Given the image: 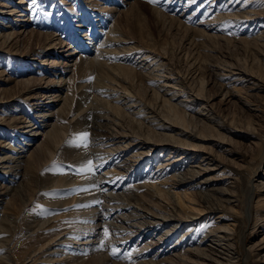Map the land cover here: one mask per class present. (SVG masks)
<instances>
[{
	"label": "bare ground",
	"instance_id": "1",
	"mask_svg": "<svg viewBox=\"0 0 264 264\" xmlns=\"http://www.w3.org/2000/svg\"><path fill=\"white\" fill-rule=\"evenodd\" d=\"M37 1H0V50L7 53L15 51L18 54L21 48H25L30 50L29 55L34 56L55 50L54 57L58 58L42 62L47 67L38 72L41 74L38 79L40 84L30 83V80L35 79L33 76L23 79L31 85L27 93L35 88L42 90L28 97V103L33 106L35 114L7 116V120L12 118L11 122L16 123V128L21 125L17 130L22 129L21 134L25 135L19 144L5 142L2 147L7 150L6 153L0 150V234L9 233V224L17 219L14 209H17L20 202L26 206L30 200L25 201L30 181L56 156L63 140L71 135L72 141L69 139L63 151L62 144L60 155L71 156L78 174L73 178L72 173L71 177L52 176V181L44 189L55 190L56 198L53 195L55 199L47 202L52 207H57L59 202L65 204L68 199L63 197L66 195L80 206L72 215L75 219L71 217L64 222H55L54 217L39 221L30 216V230L26 232L39 233L35 238L41 235L43 240H47L35 249V253L44 252L46 257L34 259L30 252L25 264H96V258L102 256L97 254L104 247L105 230L111 226L120 229L117 231L128 233L126 238L122 237L125 242L131 241L129 238L134 236L136 238L132 240L134 243L121 242V245L117 242L121 246L116 247L117 251L122 253V261L126 264H240L241 257L236 255L234 236L237 224L231 218L222 221L227 211H234L238 207L241 194L236 195V187L242 174L238 173V178L234 171L223 164L230 162L238 165L237 160L240 158L233 148L241 141L233 137L246 138L254 147L256 145L252 139L259 138L257 129L264 115V107L249 98L264 95V71L248 70L244 64L227 62L219 57L213 63L208 60L211 66L206 69L215 78L225 76L232 79L227 85L216 79L210 81L216 87L217 95H222L221 101L241 102L256 119H249L247 125L242 126L252 131L248 132L250 134L237 135L233 129L238 130V123L233 119L227 120L228 116L220 121V113L216 114L214 110V95L205 87L208 80L205 81L203 76V63L197 57L169 50L168 41L153 36L148 27L134 22L139 12L132 6V2L126 3L131 5L128 11L115 7L107 9L104 6L110 18L105 27L99 30L97 24H93L95 26L89 28L88 33L76 31L72 33V40L67 37L65 42L60 41L57 36L59 34L53 36L52 33L37 31L28 26L34 13L33 4L36 6ZM222 5L224 12L215 7L219 12L213 14L212 6L198 18L201 27H190L183 23L180 19L183 12L173 17L161 13L156 7H150L155 19L151 24L164 35L177 27L178 31L183 30L218 44H230L244 51L254 50L264 60V0H226ZM116 9L119 11L117 18L111 21ZM195 12L197 9L188 17L196 15ZM220 15H224V19L237 18L241 23L244 21L250 23V26L251 23L256 25L254 28L249 25L242 29L236 28V36L233 40L228 39L217 33L222 26L218 23ZM100 23L102 26L103 22ZM83 24L81 22L78 29H86ZM141 47L145 49L140 55L141 64L138 63L140 60L135 65L107 60L114 55L120 58L122 54L140 53L138 49ZM182 61L190 64V70L179 68ZM45 75L53 78L48 80L49 77ZM10 80L0 79V82ZM149 82H153L155 88ZM243 90L249 94L244 95ZM4 91V88H0V103L6 102L2 95ZM191 106L195 110L193 108L190 113ZM11 109L23 110L16 106ZM63 113L67 116L65 121L59 117ZM137 116L138 120L135 118ZM3 119L5 117L0 116L1 122ZM226 123H230L231 127ZM82 132L89 134L86 147L80 140ZM216 149L222 153H216ZM261 154L264 155V151ZM89 163L95 169L89 171ZM259 166L260 162L251 174H256L254 182L250 175L247 178L248 189L244 203L250 195L249 201L256 199L255 207L264 210V172L257 175ZM149 167L150 170L147 169ZM129 176L135 177L134 184L128 180ZM251 182L256 188L254 194L249 190ZM74 183L76 186L72 187ZM194 187L196 191H193ZM138 189H143V194L140 195ZM178 189L182 190L179 192ZM90 202H100L103 209L92 207ZM120 210L124 212L119 213ZM255 219L263 222L264 214ZM68 223H76L75 228L70 227L72 230L67 231L65 226ZM208 223L212 230L196 240V231L200 230L202 224ZM58 228L59 232L49 235L43 233ZM180 231L177 239L171 242ZM3 239H0V247L6 248L7 252L0 255V264H16L10 245L11 238ZM262 239L249 247L241 242L239 245L242 252L249 256L248 252L254 250L260 261L258 251H264V245L260 247L264 242ZM87 252H95L97 256L93 255L87 260ZM108 260L106 264H121L118 260L111 263ZM243 261L247 262V257Z\"/></svg>",
	"mask_w": 264,
	"mask_h": 264
},
{
	"label": "rangeland",
	"instance_id": "2",
	"mask_svg": "<svg viewBox=\"0 0 264 264\" xmlns=\"http://www.w3.org/2000/svg\"><path fill=\"white\" fill-rule=\"evenodd\" d=\"M0 1L3 2V0H0ZM53 1H55V2H53ZM121 1L122 0H92L90 2H86L85 0H63L64 3H62L60 0H52V1L51 0H49V1L48 0H38L36 2L37 3L36 6H34V4H33V9H34L33 14H35V12H37V11L39 13L37 12L36 15L32 14V16L30 17L31 20H30L28 26H30L31 29H33V28H35V30L37 29V31H41V32H45V33L46 32L52 33L53 36L55 34H59L57 36L60 39V41H63V40L67 41V37L71 39L72 33H77L76 31H78V32L84 31V33L85 32L88 33V29L91 28L93 26V24H97L96 28H98L99 30L102 27H105V25H107L108 19H110L107 16V14L109 12L106 11L105 9L106 8L108 9V7H115V8H120V9H124V10L128 11L131 8L130 7L131 5L129 6L126 3L130 1V2H132V6H134V8H136L139 12V14H136L137 18L134 19V22H139L142 26L148 27V29L150 30V32L153 36H155L157 38H162L163 39L162 41H168L167 45L169 43V46H168L169 50H172L176 53L181 52L183 55H187L189 57H192V56H194L195 58L197 57V59H199V61L203 63V66L201 68V69H203L202 70L203 76H204L205 81L208 80V84L206 83L205 87L207 89H209V91L212 95H214L213 96L214 97L213 103H215V104L213 107H214V110L216 111V114L220 113V115L222 116L221 117L218 115V118L220 117L219 118L220 121L225 116H228L227 120L231 121V119H233L238 123L237 125L239 127H242L243 125L244 126L247 125L248 121L256 120L253 116H251V112H249L247 110V106L243 105L241 102L235 101V102L225 103L224 100L221 101L222 95H217L216 87L212 86V82H210V81H213L214 79H216V81L222 82L221 84L226 83L225 85H227V83L230 84L229 81H232V79H231V77L229 79V77L226 78L225 76H220L221 78H219V77L215 78V76L211 72L209 73L207 69L211 66V65H209V61L211 63H213L214 61H217L218 60L217 58L219 57L221 60L225 59V61L228 60L227 62H231V63L234 62L235 64L239 62L241 64H244V66L247 67V69L249 68L250 70H252V69L261 70V72L263 73V71H264V63H263L264 60H262L261 56L258 55V52L254 51V50H251V51L250 50L244 51L243 49L240 50V49L235 48L233 45H230V44H225V43L218 44V43L210 41L209 39H205V38L202 39L200 36L187 34L183 30L178 31L179 29L177 27H174L175 29L173 28V30H170L168 35H164L163 32L162 33L160 32L159 28L154 26V24H151V23H154L155 19L153 17L152 12L149 9H150V7H156L161 11V13L163 12V14L171 15L173 17H178V15L180 16V13L183 12L182 16H180V19L183 20L182 21L183 23H187V25L190 27H196V26L201 27V25H198V23H199L198 21H200L199 19L203 16L204 12L207 11L209 9V7H212V6L213 7L211 9H214V12H213V10H211L213 14L218 13L219 12L218 10H220V12H224V6L222 4L226 0H218V1H216V0H155V2H150V0H128L126 2H124L125 0H123L122 2ZM219 1L221 3H219ZM254 2H256V0H254ZM257 2H258V0H257ZM163 4H166V5H163ZM254 4H256V3H254ZM104 6H106V8H104ZM178 7H179V9H178ZM215 7L218 10H216ZM1 9L2 8L0 6V10ZM195 9H197L198 14L195 12L196 15H193L192 17H188L189 15L192 14V12ZM115 11H116L115 12L116 14H115V16H112L111 21L116 20L115 18H117L116 15L119 13V11L117 9ZM223 17H224V15H220V17L218 18L219 19L218 23L222 24V26L219 25L220 29L222 31L220 29H218L217 33H220V34L228 37V39H232L233 37L236 36V32L238 30V29L236 30V28L242 29L244 27H248V25L250 24V23H243L244 22L243 20H242L243 22L241 23V21L237 18L231 19V20H229L227 18L228 19L227 20V19H224ZM222 20H223V23H222ZM100 21L103 22L102 26H101ZM111 21L109 22L110 24H111ZM225 21L226 22L229 21V23H226ZM81 22H82V24L84 22L83 25H85L86 29H84V30L78 29L79 25H81ZM1 23L2 22L0 21V25H1ZM237 24L238 25L240 24L239 25L240 27ZM184 25H186V24H184ZM255 25H256V23L255 24L251 23V26L250 25L249 26L254 28ZM205 26H208V25H205ZM105 30H107V28ZM136 30H138V29H136ZM262 30H264V27H262ZM161 34H163V35H161ZM57 36H55V37H57ZM73 36H74V34H73ZM164 36L165 37L168 36V37L165 38ZM188 42H190V43H188ZM138 50H139L138 52H140V51L141 52L140 53H136L137 51L135 53L130 52V53H126L128 55L125 54V56L122 54L120 56V58H119V56L117 57V55H114V56L108 58L107 60H109L111 63H113V62L117 63V62L122 61V63H124V64L128 63V64H134V65L137 63V61L140 60V62H138V63L141 64L142 58L140 57V55H141V53L145 52V49L143 47H141ZM29 51L30 50H25V48H21L20 53L15 54L16 53L15 51L7 53V52H5V50L4 51L0 50V55H1V57H0V72H2V73H0V79H6L7 81H8V79H12L9 82H4V83L0 82V83H2L0 88L5 89L4 93H2V95L6 99L5 100L6 102L0 103V116L5 117V119H3L2 122L0 121V150H2L3 153L7 152V150H3V147H2V145L5 142H10V144H19V142H21V139H23L24 135H25V133H24V135L21 134V133H23V131H21L22 129L17 130L21 125H18L16 128V126H15L16 123L11 122L10 119H12V118H8V120H7V116H12V117L18 116L19 117V116H23V114H25V113L35 114L33 106L30 103H28L29 102L28 97L32 94L42 92L41 89L35 88L31 93H27L28 87L31 85L28 83V81H23V79L33 76V77H35V79L30 80V83L40 84L41 81H39L38 79H40L41 74H39L38 72L43 70V68L47 67L45 65H42V62H49V61L51 62V60H57L58 59V58L54 57V55L56 54L55 50H52L49 53V52H40L41 50L39 49L38 52H40L42 54L36 55V56H34V54L29 55ZM134 54H136L138 57L136 55L134 56ZM130 55H131V57H130ZM129 57H130V59L128 60ZM214 57H216V58L214 59ZM33 58H35V60H31ZM125 58H127V59H125ZM28 59H30V60H28ZM206 59H207V62H206ZM123 60H125V62ZM126 60H128V61H126ZM129 62H131V63H129ZM30 64L33 65L32 68H30ZM189 66H190L189 63L185 64L184 61H182V65L179 66V68H182L183 70L188 71L191 68ZM46 76L49 77L48 80L53 78L50 75H45V77ZM46 82H47V80H46ZM149 85L152 86V85H154V83L149 82ZM31 88H33V87H31ZM153 88H155V87H153ZM242 89H245V88H242ZM244 91L245 90H243V92ZM243 94L248 95L249 93L244 92ZM0 97H1V94H0ZM9 98H11V99H9ZM103 98H106V97H103ZM14 99H16V100H14ZM108 99L110 100V98H108ZM249 99H251V101H253L254 103H258L264 107V95L259 94L258 96H253L252 98H249ZM13 106H16L17 109L22 108L23 110L13 111L11 109V108H13ZM191 108H192V110H190V113L193 111V108L195 110V107L191 106ZM3 111H4V113H3ZM141 113H143V111ZM25 117H26V115L24 116V118ZM59 117H60V119H62L64 121L67 118L66 114H64V113H63V116L60 115ZM135 118H136V120H138L139 116H137ZM261 119L262 120L259 121L260 126H258V129H257L258 133H259V138H253L252 139L253 142H256L255 147L252 144H250V141L246 138L233 137L235 140L241 141V142L237 143L236 146H234V148H233L235 150V152L237 151L236 156H238L240 158L237 160L238 165H235L234 163H230V162H226L225 164H223L224 167L226 166L227 168H229V170L234 171L235 175L238 176V178L240 177L238 173H241L243 176V177L242 176L240 177L239 182H238V186L236 187V191H237L236 195L241 194L240 195L241 197L237 196V197H239L240 203L238 202V207H236V209L234 211H227L225 214V218L222 221V222H225V221H228L229 218H231L238 225V226L236 225V227H235L236 233L234 236H235V241L237 243L236 244L237 246H235L236 251H237L236 255L241 257V263L240 264H264V263H261V261L264 260V251H261V250L258 251L260 253V261H259V259L257 258L258 256L256 255L257 254L256 251L250 250L248 252L249 256H246V254L244 252H242V248L239 245L242 242L243 245L249 247L255 243L258 244L261 241V239L264 237V221L260 222V220L255 219V217H258L259 215L264 214L263 208L262 207L256 208L255 207V200L256 199H254V201L252 200V202H250L249 201L250 195L248 196V200H247L248 202L246 201V204L244 203V200L247 197L245 195H247V189H248L247 188L248 176L250 175V178L254 182V180L257 178L255 176L256 174L253 175L254 177L251 174L253 171H255L257 169V165H259V162H260V166H259L260 168H258V174L257 175L264 172V155L261 154V151H264V115L261 117ZM229 124L230 123H226V125L228 127L230 126ZM239 127H238V130L233 129L235 134L238 133L237 135H239V134H241V135L246 134L247 135V134H250L248 132H252L250 130H245L246 128H243V127H242L243 129H239ZM82 133H80V134H82ZM68 136H70V137H68ZM68 136L66 137L67 139L65 138L63 140L64 143L63 142L61 143V146L63 144L62 148L60 146L58 148V150L56 151V154H55L56 156H54V158L52 160H50L46 165H44L40 169L38 176L33 177L32 181H30L28 196L26 197L25 201H27L29 198H30V200L27 202L28 204L26 206H24V203L20 202L17 209H14V214L17 217V219L14 220L12 224L11 223L9 224V225H11V227L9 229V233L5 232L3 234H0V239L4 238L3 240H6V238L7 239L11 238L12 242L10 245L12 246L11 249H13V253L15 254V257H16V262H17L16 264H23L24 262H27L29 260L28 253H30V252H31V255H33L32 257L34 259H37V258L41 259L44 256L46 257V255H43L44 252L35 253V249H36V247L40 248L43 245V243L47 240H43V236H41V235L38 236L37 238H35V235H37L39 233L29 234L30 232H26V231L30 230V228H28V225H29V222L31 219L30 216H32V219H38V220L44 219V218H49V217H54L55 222H61V221L64 222V221L69 220L68 218H71L72 215L74 214V212L80 206L79 203L78 204L74 203L69 195H66L67 197H63V198L68 199L65 201V204L64 203L60 204V202H59V205L57 207H54V206L52 207L49 204H47V202L56 198L55 197V190L54 189L53 190L52 189H46V190L44 189L45 186L47 185V183H50L52 181V179L50 178L52 176L57 178L61 175H69L70 177L72 175V178H73L74 176H76L78 174V169L74 165V162H72L71 156L68 154L60 155L61 152L64 150V148H66V146L68 145V142L71 140V135H68ZM60 148L62 151L60 150ZM215 152L218 154L222 153L218 149H216ZM213 157H216V156L213 155ZM143 165H144V163H143ZM147 165L148 164H146V166ZM235 166H238V168H234ZM91 168L95 169L94 165H92ZM147 169L150 170V167ZM128 180L130 181L131 184H134L133 181H135V177L129 176ZM253 182H251V183H253ZM251 183H250L251 186H249L251 189L249 188V190H250V193L254 194V192L256 191V188L254 187V183L253 184H251ZM73 186H76V184L74 183L72 185V187ZM182 189H178V191L180 192V190H182ZM193 189H192L193 191H196L195 187ZM143 192H144L143 189H138V193H140V195L143 194ZM53 195L55 198L52 197ZM92 204L93 203L90 202L91 206H92ZM94 206L97 208L99 207V209H100L101 203L99 202V204H96L94 202L92 207H94ZM101 209H103V208H101ZM121 212H124V210L119 211V213H121ZM72 218L75 219V217H72ZM111 218H110V220H111ZM207 220H209V219H207ZM70 222H72V221H70ZM98 222H99V220H98ZM254 222H256V223L254 224ZM258 222H260V223H258ZM76 223H79V222L77 221ZM75 224L68 223L65 226V228H67L66 230L67 231L72 230V228L75 226ZM205 226L208 227L209 229L205 228ZM68 227L69 228L72 227V228L68 229ZM210 227H211L210 223H208L207 225L202 224L200 227V230L203 229L204 231L197 230L198 233H197V231H196V233L194 232L197 239L195 238V236L193 238L196 240H199L200 237H202L203 233L205 235L207 232H210L209 230H212ZM112 228H114V227L111 226V228H109L107 230V233H108L107 235H105V233H104V236H103V238L105 239L104 240L105 244L103 245L104 247H103L102 251H100L99 254L96 253L97 255L102 254V256L96 258L97 259L96 264H106L105 262L108 260L107 258L111 259V260H108V261H110V263H111V261H117L118 260L121 264H126V262L122 261V259H123L122 253L120 254V251H117V248L118 247L121 248V246L118 245V243L121 244V242H122V244H124V243H127L129 241V240H127L125 242L124 241L125 239H123V238L127 237L128 233L126 234V232H124V231H119L120 229L117 227H116V229H119L118 231L115 228L112 230ZM184 230H185V228L182 230V232ZM59 231H60L59 228L54 229V230L49 229L48 231L46 230L43 233L49 235L50 233L59 232ZM117 232H119V233H117ZM194 233H193V235H194ZM45 234H42V235H45ZM179 234H181V231L176 236H174V238L171 242H174L177 239V236ZM120 237L121 238L123 237V238L121 239ZM111 238H112V240H111ZM120 239H121V241L119 242L118 240H120ZM129 239L131 240V241H129L130 243H134V242H132V240L134 241L136 238L134 236V237L129 238ZM112 241H114V242L112 243ZM262 241H264V239H262ZM108 242L109 243L111 242V243L108 245L107 244ZM114 243H116V244H114ZM39 245H40V247H39ZM263 245H264V242L262 243V246H260V247H263ZM5 249L6 248H4V247H0V255H3L5 252H7V250H5ZM258 249H260V248H258ZM113 250H115L116 254H113ZM130 252L131 251L127 252V254ZM87 253H88V256L87 255L85 256V257H87V260H89V258L91 259L92 257L97 256L94 254L95 252H87ZM118 253L121 255L122 258L119 256ZM90 255H91V257H90ZM117 255L119 258L117 257ZM123 256H125V254ZM56 257H58V255H56ZM85 257H83V258H85ZM245 257H247V259H248L247 262L243 261ZM249 257H251V258H249ZM6 263H8V262H6ZM88 263L90 264V262H88ZM32 264H44V263L33 262ZM83 264H86V263H83Z\"/></svg>",
	"mask_w": 264,
	"mask_h": 264
},
{
	"label": "snow or ice",
	"instance_id": "3",
	"mask_svg": "<svg viewBox=\"0 0 264 264\" xmlns=\"http://www.w3.org/2000/svg\"><path fill=\"white\" fill-rule=\"evenodd\" d=\"M150 2H155V0H150ZM88 133L87 132H85V133H82L81 134V137H80V140H81V143L83 144V146H87V138H88ZM77 146H80V145H77ZM71 167V166H70ZM87 168H88V170L89 171H91L92 170V168H91V164L89 163L88 165H87ZM108 233H107V231L105 230V235H107ZM113 254H115V250H113Z\"/></svg>",
	"mask_w": 264,
	"mask_h": 264
}]
</instances>
